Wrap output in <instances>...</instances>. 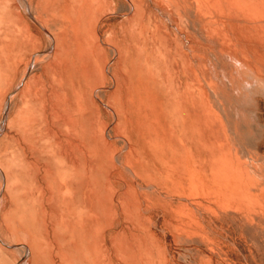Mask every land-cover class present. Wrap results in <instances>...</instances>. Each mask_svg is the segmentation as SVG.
<instances>
[{
	"label": "bare ground",
	"instance_id": "bare-ground-1",
	"mask_svg": "<svg viewBox=\"0 0 264 264\" xmlns=\"http://www.w3.org/2000/svg\"><path fill=\"white\" fill-rule=\"evenodd\" d=\"M13 1L0 243L22 240L25 264H170L159 230L219 257L224 217L264 223V170L229 108L240 72L264 86V0H19L31 23Z\"/></svg>",
	"mask_w": 264,
	"mask_h": 264
},
{
	"label": "rangeland",
	"instance_id": "rangeland-1",
	"mask_svg": "<svg viewBox=\"0 0 264 264\" xmlns=\"http://www.w3.org/2000/svg\"><path fill=\"white\" fill-rule=\"evenodd\" d=\"M25 1L28 3V0H25ZM12 3L16 4V7H17L16 10L18 12H21L23 19L31 23V20L29 19V17L26 16V14L24 13L23 5H20L21 2H19V0H15ZM27 6L29 7V4ZM223 62L227 64V61L223 60ZM219 69L220 68L218 67V70ZM234 70L235 68L232 69V71L236 79L241 80L242 79L241 77L243 75L244 76L246 75L240 72L239 70H235L237 72L236 73ZM238 72H240L239 73V76H241L240 78H237L239 77ZM244 76L243 78L248 80V82L245 81L244 79V83L246 82V84L244 85L245 88L241 87L239 89L240 90L239 92L241 91L243 92L240 95V93L236 90V92L239 94L240 97L235 92L234 94H236L237 97L233 95V98L235 96V98L233 99L234 101H232V98H231V103L233 105L229 104V108L232 107V110L235 111L234 113L235 119L233 120L235 121V124L237 126V135H236L237 137L236 138L240 143H241V139L244 140L242 141L241 144L244 146V149L247 148V150H244V155H242L243 157H241V159H243V162L246 161L248 162L247 164L250 163V164H253L254 166L256 163L257 167L259 165V168L261 167L262 170H264V86L256 85V82H255L256 80H253V77H251L252 75L250 76L247 74L245 77ZM248 77H251V81H250V78ZM249 82H251L253 86ZM237 98H239V101ZM236 112H238L239 114ZM240 130L241 131L243 130V132H241ZM238 132L240 133V135H238L239 134ZM250 155L252 158H250ZM256 157L257 158L259 157V158L257 159ZM249 165L247 166L248 171L251 172L252 170L250 168L251 165L250 166ZM0 195H2V193H0ZM1 200L2 199L0 196V204H1ZM0 208H1V205H0ZM257 211H259V209ZM0 212H1V209H0ZM227 219L228 217H224L223 220L220 221L221 224H223V226L225 227V229L224 227H221L224 230L219 229L216 233L217 238L219 237L218 241L220 238H222L220 239V242H219L220 247H221V252L219 253V251L215 249L216 250L215 252L220 254L219 257L216 254L214 255L212 253H209L210 251L201 244L200 240H195L194 242H186L185 239L182 236H179L178 233L175 231H165V232L160 231V230L157 231L156 239L159 245L158 247L160 248V251L162 250V248L164 249L166 258L170 259L169 260L170 264H201V263L206 264V262L207 264H211V263L212 264H264V225H263L264 223L262 224L263 222L262 219H260L261 221L256 220L255 221L256 225H254L255 224L254 222V224H252L251 227L248 225H241V223L237 221L233 222L231 220L232 221L231 222L230 220H227ZM230 224H232V226ZM243 226H244V229H242ZM20 241L22 240H19V242L16 240L15 241L10 240L9 242L5 243V244L9 243L10 246L8 244L5 245L3 243H0L1 244L0 245V256H3L5 253L6 256L4 255V257L10 259V261H12L13 263L25 264V262L30 258V256L21 255L20 247H19ZM222 246H224V248ZM222 251L223 252L225 251L224 254ZM227 252L229 253V255L226 254ZM222 259H225V260L227 259V261H224Z\"/></svg>",
	"mask_w": 264,
	"mask_h": 264
}]
</instances>
